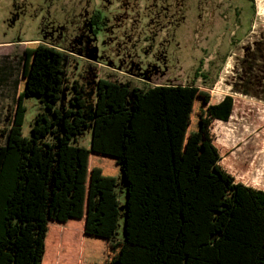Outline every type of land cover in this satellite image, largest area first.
I'll use <instances>...</instances> for the list:
<instances>
[{
    "label": "trees",
    "instance_id": "1",
    "mask_svg": "<svg viewBox=\"0 0 264 264\" xmlns=\"http://www.w3.org/2000/svg\"><path fill=\"white\" fill-rule=\"evenodd\" d=\"M26 46L10 128L0 129V264H264V189L225 166L213 133L233 95L211 103L195 82L100 80L88 122L86 84L68 82L66 52ZM29 97L40 106L25 136ZM87 128L91 147L73 144Z\"/></svg>",
    "mask_w": 264,
    "mask_h": 264
},
{
    "label": "rangeland",
    "instance_id": "2",
    "mask_svg": "<svg viewBox=\"0 0 264 264\" xmlns=\"http://www.w3.org/2000/svg\"><path fill=\"white\" fill-rule=\"evenodd\" d=\"M250 3L0 0V42L38 39L63 49L68 82L79 79L86 84L88 122L92 121L100 80L141 87L195 82L211 88V103L233 95L236 105L230 120L213 125L216 143L230 171L264 189V0H255V14ZM97 13L99 33L95 35L91 16ZM5 48L0 44V54ZM26 48L22 55L27 56ZM198 68L200 73L211 74L195 79ZM71 94L70 89L65 91V104ZM0 103H4L1 96ZM25 105L22 132L29 136L40 105L36 97L27 98ZM92 133L91 128L84 129L73 144L91 147ZM5 142L0 135V144ZM117 191L120 216L116 239H123V178L117 182Z\"/></svg>",
    "mask_w": 264,
    "mask_h": 264
},
{
    "label": "crops",
    "instance_id": "3",
    "mask_svg": "<svg viewBox=\"0 0 264 264\" xmlns=\"http://www.w3.org/2000/svg\"><path fill=\"white\" fill-rule=\"evenodd\" d=\"M37 41L39 40L19 38L18 41L14 42H0L6 47L5 51L0 54V96L4 101L3 104L0 103V129L10 128L11 114L16 105L23 64L22 53L26 44Z\"/></svg>",
    "mask_w": 264,
    "mask_h": 264
}]
</instances>
